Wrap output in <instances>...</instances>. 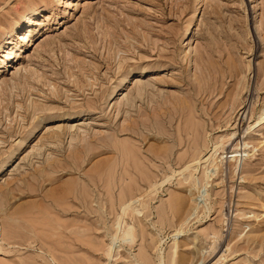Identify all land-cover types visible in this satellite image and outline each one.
<instances>
[{
    "label": "rangeland",
    "instance_id": "374dc122",
    "mask_svg": "<svg viewBox=\"0 0 264 264\" xmlns=\"http://www.w3.org/2000/svg\"><path fill=\"white\" fill-rule=\"evenodd\" d=\"M71 1L0 0V264H264V0Z\"/></svg>",
    "mask_w": 264,
    "mask_h": 264
},
{
    "label": "bare ground",
    "instance_id": "6f19581e",
    "mask_svg": "<svg viewBox=\"0 0 264 264\" xmlns=\"http://www.w3.org/2000/svg\"><path fill=\"white\" fill-rule=\"evenodd\" d=\"M58 4H61V3H63V5L65 4V7H67V6H70L72 3H73V1H71V0H66V1H64V0H55ZM198 1V4H200V3H202L203 2V0H197ZM197 6V5H196ZM201 11V10H200ZM33 12V11H32ZM37 12H38V10H37ZM200 14V13H199ZM33 14H30L26 19H27V21L26 22H28V23H34V21H35V18L32 16ZM36 17V16H35ZM28 25V24H27ZM188 26H189V24H188ZM259 27V26H258ZM188 28V27H187ZM21 36L22 37H20V39L22 40V39H25L26 38V36L24 37V35H22L21 34ZM14 44V43H13ZM1 45H2V40H0V48H1ZM9 52L10 53H12L13 52V50L11 49V50H9L8 52H7V54L6 55H4V56H8V54H9ZM248 65H250L249 63H248ZM260 66V65H259ZM258 66V67H259ZM258 69V68H257ZM259 69H260V67H259ZM262 69V68H261ZM264 70V69H263ZM262 70V71H263ZM261 71V70H260ZM139 72V71H138ZM258 72H259V70H258ZM124 78L126 79L127 78V75L125 76L124 75ZM134 79V80H133ZM132 80H133V83L132 84H134L133 85V89L131 90V91H128L127 93H125L122 97H121V99H123L124 101H125V105L126 104H129V103H131L135 98H137V97H141V95H142V91L145 89V87H147L148 86V84H149V81H143L142 80V77H140V75H134L133 77H132ZM150 86V85H149ZM127 91V90H126ZM121 92V91H120ZM255 92V91H254ZM224 93V92H223ZM121 94V93H120ZM114 96V95H113ZM118 98H120V95H119V97H117L116 98V100H115V102L114 103H117V99ZM119 100V99H118ZM122 101V100H121ZM123 101V102H124ZM186 102V101H185ZM133 103V102H132ZM34 104V103H33ZM119 105V104H118ZM37 106V105H36ZM109 106V105H108ZM34 107H35V105H34ZM39 107V106H38ZM36 108V107H35ZM44 108V107H43ZM131 108V107H130ZM42 109V108H41ZM40 109V110H41ZM46 109V108H45ZM119 111V110H118ZM125 111H127V110H125ZM189 114H191V113H189ZM192 115H190V117H191ZM193 117V116H192ZM187 118H189V117H187ZM262 118H264V115L260 118V120H262ZM192 120H194V119H192ZM260 120H259V122H260ZM186 121H187V119L185 120V123H186ZM190 120H188L187 122H189ZM192 122V121H191ZM195 122V121H194ZM190 123V122H189ZM196 123V125H197V122H195ZM191 124H193V123H191ZM187 125V124H186ZM185 124H184V128H185V126H186ZM199 125V124H198ZM195 126V125H194ZM69 127H72L73 128V126H69ZM188 127V126H187ZM190 127V126H189ZM191 127H193V125L191 126ZM190 127V129H192ZM78 128V127H77ZM197 128V127H196ZM56 129L57 130H59L60 129V126L59 125H57V127H56ZM71 129V128H70ZM198 129V128H197ZM197 129H194V130H196V131H194V132H196L197 133ZM189 130V129H188ZM188 132V131H187ZM189 132L191 133V130H189ZM188 132V133H189ZM189 133V134H190ZM193 134L194 136H197V134ZM234 133V132H233ZM233 133H230V134H224L223 136H222V138H221V143L222 144H224L226 141H229V140H231L230 138L233 136ZM187 134V133H186ZM75 136V135H74ZM187 136H189V135H187ZM192 137V139L193 138H195V137ZM190 137V136H189ZM188 137V138H189ZM191 138V137H190ZM189 138V139H190ZM197 138V137H196ZM195 138V139H196ZM233 138V137H232ZM73 139H75V138H73V136H71V138H70V141H73ZM195 139H193V146L196 144V143H194V141H195ZM226 140V141H225ZM189 141V140H188ZM198 141H199V139H198ZM196 142V141H195ZM203 142V141H202ZM221 144V145H222ZM192 147V146H191ZM190 147V148H191ZM198 147V146H197ZM193 148L194 147H192V151H194L193 150ZM196 148V147H195ZM222 148H223V145H222ZM129 149V148H128ZM133 150V149H132ZM128 151H131V150H128ZM199 151V150H198ZM134 152H132V154H133ZM187 153H188V151H187ZM192 153H194V152H192ZM131 154V153H130ZM132 154L130 155L132 158H135V156L133 157L132 156ZM184 154H186V152L184 153ZM191 154V153H190ZM197 154V153H196ZM195 154V155H196ZM182 157H184V156H182ZM193 157V156H192ZM192 157H191V159H192ZM127 158H129V157H127ZM178 159H179V157H178ZM181 159H183V158H181V156H180V160ZM136 160H137V157H136V159H134V160H132V161H134V162H136ZM139 160V159H138ZM193 161V160H192ZM191 161V162H192ZM190 162V163H191ZM205 162V161H204ZM137 163V162H136ZM136 163H134L135 164V166H137L136 165ZM193 163H195V162H193ZM196 163H197V161H196ZM210 163H211V161H210ZM4 164V163H3ZM193 165H195V164H193ZM191 166V164H189V165H187L185 168H188V167H190ZM139 170V169H138ZM140 171V170H139ZM142 172V171H141ZM141 174V173H140ZM241 179H244V178H241ZM129 183V182H128ZM132 183H134V182H132ZM132 183L130 182V184L129 185H132ZM133 186H134V184H133ZM126 187H127V182H126ZM130 187V186H129ZM136 187V186H135ZM127 189V188H126ZM133 189H135V188H133ZM128 190V189H127ZM126 190V192H128ZM129 190L131 191L132 190V188L130 189L129 188ZM124 193V191L122 192V194ZM132 193H133V190H132ZM131 192H130V194H131V196L133 195ZM126 195V197H127V193H125ZM124 195V194H123ZM122 195V196H123ZM120 196H121V194H120ZM112 197V196H111ZM124 197V196H123ZM134 198V197H133ZM112 199V198H111ZM122 199V198H121ZM120 199V200H121ZM125 199V198H124ZM127 200L129 199V198H126ZM125 199V200H126ZM124 200V201H125ZM126 200V201H127ZM122 201V200H121ZM125 201V202H126ZM134 201V200H133ZM128 203V202H127ZM123 204V203H122ZM125 204V203H124ZM129 204V203H128ZM170 204V203H169ZM133 204L131 203V206H132ZM169 206H171V205H169ZM126 207V206H125ZM124 207V209L122 210L123 211V213L126 211V208ZM128 208V207H127ZM130 208V207H129ZM129 208H128V210H129ZM130 209H132V208H130ZM127 210V211H128ZM129 211H131V210H129ZM133 212V211H132ZM127 214V213H126ZM121 216H122V213L120 214ZM121 216H119V218L121 217ZM117 218V217H116ZM120 219H122V218H120ZM225 219V218H224ZM125 222V220L124 221H122V223H124ZM124 225H125V223H124ZM126 225H127V223H126ZM129 225V224H128ZM119 226V225H118ZM126 229V228H125ZM133 227L131 226L130 228H128V230H127V232L125 233V236L126 235H131V233L133 232ZM134 232H136V231H134ZM213 233V232H212ZM218 233V232H217ZM214 234H216L215 232H214ZM219 234V233H218ZM217 234V235H218ZM133 235V234H132ZM135 235V234H134ZM127 237H131V236H127ZM134 237V236H133ZM217 237V236H216Z\"/></svg>",
    "mask_w": 264,
    "mask_h": 264
}]
</instances>
